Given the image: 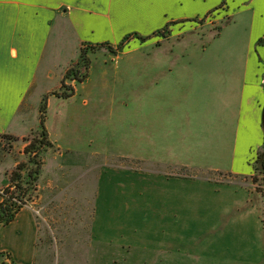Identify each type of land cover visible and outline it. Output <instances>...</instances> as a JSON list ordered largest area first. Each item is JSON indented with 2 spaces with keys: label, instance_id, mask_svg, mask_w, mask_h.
Returning a JSON list of instances; mask_svg holds the SVG:
<instances>
[{
  "label": "rangeland",
  "instance_id": "1",
  "mask_svg": "<svg viewBox=\"0 0 264 264\" xmlns=\"http://www.w3.org/2000/svg\"><path fill=\"white\" fill-rule=\"evenodd\" d=\"M246 1L249 8L239 15L233 12L240 6L237 2H231L230 12L216 7L204 14L206 6L216 2L206 0L175 12L143 14V18L124 13L110 27L94 13L75 12V28L69 20L64 22L65 34H58L61 40L105 39L111 42L104 43L110 44L129 33L143 36L161 25L160 29H167L164 36H152L147 43L131 39L115 53L106 47L90 50L88 68L79 56V47L67 45L66 51L73 61L66 69L70 72L68 83H64L73 94L75 86L78 94L73 100L76 109L73 112L70 105L65 126L81 136L76 144L67 139L73 132L68 135L64 131L60 133L65 135L61 143L69 149V160H88L89 156V165L94 169L67 171L51 165L43 169L47 155H41L43 165L36 188L24 206L33 210L38 225L34 264H152L159 257L174 255L184 263L202 262L208 260L206 252L212 239L233 249L258 237L264 249L263 174L255 170L250 177L262 197V210H250L246 195L231 194L232 181L227 180L223 170L198 172L184 165L166 169L165 163H159L165 157L154 154L166 148L167 129H174L181 142L189 139L190 131L189 140L194 143L195 135L203 134L206 110L211 103L209 92L194 89V84L181 80L189 78L178 77L181 82L174 88L154 84L158 70L173 67L182 61L172 59L187 54L194 57L182 62L185 67L174 66L175 71H194L206 65L208 68V60L212 62L211 68L222 70L243 68L245 61H250L253 68L261 58L264 67V48L256 47L257 42L264 43V0ZM254 15L263 18L252 22ZM179 16L187 19L177 24L170 22ZM58 28L59 21L55 19L54 32ZM191 64L195 67L191 68ZM75 69L86 75L82 82L71 79ZM57 70L61 68L54 72ZM147 70L155 82L147 78ZM54 81L57 80L47 86L53 87L57 84ZM55 91L69 90L61 84ZM217 94L220 95L214 93V100L211 98L216 108ZM173 100V107L163 106ZM32 103L35 106L27 114L37 128L23 137L0 136V182L5 181L0 190L7 187L10 173L19 163L31 166L24 144L33 134H39L40 104L35 93ZM61 107L52 100L46 111L48 124L55 129L61 123ZM166 110L174 112L167 115ZM180 113L183 118H178ZM179 125L182 129L177 132L175 127ZM92 151L97 155L90 156ZM244 212H250L248 218L241 217ZM4 230H0V244ZM241 230L255 236L241 237ZM258 239L255 238V244ZM8 262L6 256H0V264Z\"/></svg>",
  "mask_w": 264,
  "mask_h": 264
},
{
  "label": "crops",
  "instance_id": "2",
  "mask_svg": "<svg viewBox=\"0 0 264 264\" xmlns=\"http://www.w3.org/2000/svg\"><path fill=\"white\" fill-rule=\"evenodd\" d=\"M201 1L206 0H0V134L23 137L32 129L37 128L35 124L31 123L32 120L27 114L28 110H32V107L35 106L32 103V97L34 93L37 94L40 104L43 95L54 92L61 86L67 66L73 61L72 58L69 59V53L66 51L68 44H76L80 51L81 46L86 43L111 42L105 39L83 40L81 38L61 40L58 34H65V21L69 20L73 28L76 27V21L73 18L75 12L98 14L97 18L104 19L107 27H110L118 18H121L117 16H122L124 13L125 15L135 14L137 18H143V14L175 12L181 8L194 7ZM250 1L248 0V2ZM220 2L222 0L210 3L202 12L209 13L216 7L230 12L231 2H237L240 6H237L233 12L239 15L249 8L250 4L246 0H224L223 4ZM261 15H254L252 22L263 18ZM55 19L59 21L60 28L54 32ZM186 19L184 16H179L171 18L170 22L177 24ZM161 26L152 27L143 36L152 34ZM154 37L162 36L154 35ZM149 38L147 39L149 40ZM147 39L140 42L147 43ZM120 41L113 40L112 44L117 45ZM262 44L257 42L256 47L262 50L264 43ZM189 56L194 57L192 54H187L172 60L187 62ZM182 62H176L173 67H185L186 64L184 65ZM249 62L245 61L244 67L239 69H213L211 60L206 61L210 68H207L206 65L205 68H196L194 71L188 69L175 71L173 67L164 68L157 71L155 78L157 77L158 80L156 82L153 75L150 77L149 70L146 74L148 79L155 82L154 84L162 83L166 89L167 87L174 88L181 82L177 78L183 77L189 78L181 80L186 84H194V89L210 93L209 101L211 103L208 104L209 108L206 110L208 118L204 119L203 134L198 137L197 133L193 143L189 140L192 139L189 131V139L181 142L182 140L179 139L177 133L175 134L174 129L165 130L166 134L168 133L165 142L168 144H165L164 151H157L154 154L158 157H165L166 160L158 162L165 163L166 169L184 165L185 168L198 172L223 170L227 180L232 181L231 194L246 195L249 198L246 202L249 203L250 210L255 207L256 210H262V197L255 190V184L250 180V177L255 173L258 153L264 144L262 125L264 67L260 63L261 58L254 62L253 68H250ZM58 67L61 70L54 72V69ZM193 67L195 66L191 64V68ZM55 79L57 81L54 82L57 84L53 87L47 86ZM67 81L65 79L64 82L68 83ZM74 90L75 93L72 96L64 99L54 95L48 96L47 108H50L52 100H56L63 107H61L62 117L59 127L55 129L53 125H49L48 118L45 121L52 146L45 151L47 162L44 163L43 169L49 165L67 171L86 167L84 171L90 172L94 169V166L91 168L89 165L91 163L88 162L90 159L88 155V160H69L66 156L69 149H66L61 143L62 140H65V135L60 133L64 131H68V135H70L69 131L73 132L72 136H67V139L75 141L76 144L81 136L77 130L68 129L65 126V122L68 120L66 114H68L70 105L73 112L76 109L73 100L78 94V89L74 86ZM217 92L220 95L217 94L215 98L219 102L216 108L211 98L214 100V93ZM173 101L167 105H163L161 102L160 104L164 107H173L176 103L175 100ZM174 108L176 109V106ZM171 112L174 110H166L167 115ZM181 117L183 118L182 113L178 118ZM179 126L175 127V131L180 132L182 127ZM200 127L203 126L200 125ZM184 132L186 133V131ZM216 141L220 142L221 147L219 142L216 147L214 146ZM182 147L183 150H181ZM94 155H97V152L92 151L90 156ZM209 159L211 163L208 162ZM4 182L2 180L0 186L5 184ZM1 199L0 197V201ZM249 214L250 212H244L241 217L248 218ZM260 219H263L262 213ZM1 229H5V232H2L0 252L10 253L15 264H34L38 225L33 210L28 207L21 208L14 220L7 225H1ZM262 231L264 232V230ZM257 233L260 236L261 232L257 231ZM225 235L229 236L230 234ZM238 235L254 237L255 233L247 234L241 230ZM255 238L258 239V237ZM255 238L248 240L247 245L233 246V249H230L228 244H220V240L212 239L213 244L208 247L207 252L205 251L208 260L202 262L184 263L180 261L178 255H174L167 256V258L159 257L152 264H264V249L260 247L259 239L255 244ZM217 246L222 250H217ZM200 254L199 256H203L202 253ZM234 255L239 257L231 259L230 256Z\"/></svg>",
  "mask_w": 264,
  "mask_h": 264
},
{
  "label": "trees",
  "instance_id": "3",
  "mask_svg": "<svg viewBox=\"0 0 264 264\" xmlns=\"http://www.w3.org/2000/svg\"><path fill=\"white\" fill-rule=\"evenodd\" d=\"M224 3L222 0L221 4ZM167 26L163 29L156 30L152 34L147 36H142L138 33H129L117 44L110 43H100V44H83L80 48L79 56L82 60L86 62L85 67L88 68V59L87 52L90 50L97 49L98 47H106L110 52L115 53L118 50H121L131 39H139L140 41H145L147 38L160 35L164 36ZM72 71V70H71ZM65 78H70V72L67 70ZM86 78V75H80L79 70L75 69V72L72 74L71 79L78 82H82ZM62 86L68 88V92L54 91L48 94L43 95L40 107H39V134H33V138L28 140L29 142L24 147V151L29 154L28 162L31 164L27 168L26 164L22 162L19 163L16 168L11 171L9 175V181L7 187L3 189V194H0L2 198L0 201V226L7 225L14 220L16 214L26 205L27 199H29L30 192L35 190L38 176L41 172L43 162L41 160V155L52 146L48 132L45 127L46 121V111H47V100L49 95H56L62 98H68L73 95V90L71 87L67 86L64 81H62ZM262 125L264 128V115L262 120ZM8 136L10 138H16V136L10 134H0V136ZM256 171L264 175V144L262 150L258 153L256 160ZM33 165V166H32ZM27 169L25 173L23 170ZM0 256H6L9 259L8 264H15L12 260L11 254L8 252H0Z\"/></svg>",
  "mask_w": 264,
  "mask_h": 264
},
{
  "label": "built area",
  "instance_id": "4",
  "mask_svg": "<svg viewBox=\"0 0 264 264\" xmlns=\"http://www.w3.org/2000/svg\"><path fill=\"white\" fill-rule=\"evenodd\" d=\"M0 194H3V190H0Z\"/></svg>",
  "mask_w": 264,
  "mask_h": 264
}]
</instances>
